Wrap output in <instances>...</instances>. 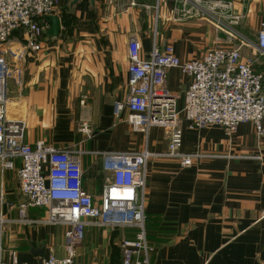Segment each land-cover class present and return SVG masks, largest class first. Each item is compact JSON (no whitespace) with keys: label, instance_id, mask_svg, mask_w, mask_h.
Masks as SVG:
<instances>
[{"label":"crops","instance_id":"crops-1","mask_svg":"<svg viewBox=\"0 0 264 264\" xmlns=\"http://www.w3.org/2000/svg\"><path fill=\"white\" fill-rule=\"evenodd\" d=\"M223 1L231 3L236 22L190 6L182 11L179 0H135L133 6L129 0H58L51 14L60 20L57 36L45 32L39 50L25 47L22 31L7 41L8 90L27 100L24 141L78 151L82 188L94 202L111 177L101 154L149 152L144 214L150 264H264V134L258 136L251 122L230 135L217 125L187 127L181 108L189 77L177 67L167 70L166 85L180 111V152L194 155L191 164L161 155L168 143L162 127L143 133L131 128L125 112L114 115L115 102L128 93L131 37L139 41L141 58L154 44H170L180 61L215 46L238 48L262 72L264 90V54L256 45L264 0ZM82 120L89 136L79 130ZM22 200L15 169L0 168L2 259L38 264L50 254L64 256L66 226L39 222L44 207H29L28 221L20 220ZM133 236L130 227L87 224L76 261L120 264V241Z\"/></svg>","mask_w":264,"mask_h":264},{"label":"built area","instance_id":"built-area-1","mask_svg":"<svg viewBox=\"0 0 264 264\" xmlns=\"http://www.w3.org/2000/svg\"><path fill=\"white\" fill-rule=\"evenodd\" d=\"M182 11L190 6L197 12H213L238 20L231 13V3L223 0H179ZM135 5V0H129ZM58 0H0V168L15 169L22 202L18 206L20 220L28 221L29 207H44L47 214L38 220L51 225H65L64 256L50 254L41 264H79L76 250L84 237L87 224L100 227H130L133 238H123L119 249L120 264H150L152 246L146 238L144 187L149 152H105L104 170L110 179L104 184L100 202L82 188V169L78 151L56 147L38 139L24 141L27 100L13 96L8 90L10 51L5 43L19 31L25 47L40 49V38L49 27L46 16L55 13ZM256 45L264 54V23ZM140 44L135 37L128 42V93L124 102H115L114 115L135 131L146 132L152 126L167 132L168 143L162 156L191 164L194 155L180 152L182 127L176 97L167 88V70L177 67L189 77L183 93L181 113L189 128L220 126L227 135L242 122H251L258 136L264 134L263 74L255 71L253 61L243 59L238 48L215 46L201 57L180 61L173 47L153 45L146 58L139 56ZM6 56V59H5ZM79 130L89 136L86 120ZM18 161V165H16ZM4 219L0 217V264H35L1 257Z\"/></svg>","mask_w":264,"mask_h":264},{"label":"water","instance_id":"water-1","mask_svg":"<svg viewBox=\"0 0 264 264\" xmlns=\"http://www.w3.org/2000/svg\"><path fill=\"white\" fill-rule=\"evenodd\" d=\"M46 19L50 22V26L47 29V34L50 36H57L60 30V20L55 15H48ZM41 264V261L38 262Z\"/></svg>","mask_w":264,"mask_h":264},{"label":"rangeland","instance_id":"rangeland-1","mask_svg":"<svg viewBox=\"0 0 264 264\" xmlns=\"http://www.w3.org/2000/svg\"><path fill=\"white\" fill-rule=\"evenodd\" d=\"M21 34H22V33H21ZM13 36H14V35H13ZM20 36H22V38H23V35H20ZM14 37H15V36H14ZM17 37H19V36H17ZM19 38H20V37H19ZM21 41H22V40H21ZM6 43H7V42H6ZM8 43H9V42H8ZM8 43L5 44V46H6L5 48H7V49L9 48V46H12L11 44L9 45ZM10 50H11V49H10ZM5 59H6V56H5Z\"/></svg>","mask_w":264,"mask_h":264}]
</instances>
